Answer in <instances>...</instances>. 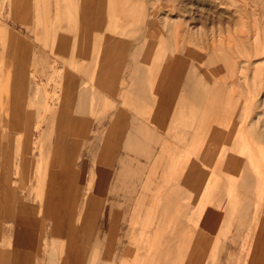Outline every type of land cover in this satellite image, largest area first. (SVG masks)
Wrapping results in <instances>:
<instances>
[{
    "label": "rangeland",
    "instance_id": "rangeland-1",
    "mask_svg": "<svg viewBox=\"0 0 264 264\" xmlns=\"http://www.w3.org/2000/svg\"><path fill=\"white\" fill-rule=\"evenodd\" d=\"M66 1L0 0V264H264V8Z\"/></svg>",
    "mask_w": 264,
    "mask_h": 264
},
{
    "label": "crops",
    "instance_id": "crops-1",
    "mask_svg": "<svg viewBox=\"0 0 264 264\" xmlns=\"http://www.w3.org/2000/svg\"><path fill=\"white\" fill-rule=\"evenodd\" d=\"M73 0H67L66 2L68 3V8H67V13H68V17H67V21H68V31L70 32V38L68 39L69 40V42L71 43V45H72V43L74 44V40H73V30H80V32L81 31H83V19H82V17L80 16V12L82 13V10L81 9H79V10H73V9H71V2H72ZM87 1H90V2H92L91 0H87ZM96 1V0H95ZM102 2V1H101ZM98 5V3H97V1H96V5H95V7ZM106 10V9H105ZM78 13L77 14V16L76 15H73L74 13ZM101 12V11H100ZM117 12H119V11H117ZM96 15V14H95ZM100 16V13H99V15H98V17ZM99 18H101V20H103V18L100 16ZM257 18H258V16H257ZM97 18H96V16L94 17V19H93V23H95V20H96ZM115 19L116 20H118V18L117 17H115ZM259 19H261V16H259ZM116 30H115V34H111L112 36H113V38H112V40H111V44H115V45H118L120 42L122 43V45H123V43H124V45H125V43H128L127 41H125V40H127V39H125V38H123V35L120 37V38H123L124 39V41H118V40H116V39H114V35H116V34H118V33H120L121 31H120V29H119V25H116V28H115ZM82 33V32H81ZM120 38H118V39H120ZM81 42L82 41H79L78 43L79 44H81ZM69 43V44H70ZM136 55L134 54V55H132V58L134 59V57H135ZM228 65H226V67H227ZM223 67H224V65H223ZM213 75V74H212ZM224 79V78H223ZM228 80V79H227ZM226 80V81H227ZM222 81V84L224 85V83H223V80H221ZM182 82V81H181ZM228 82V81H227ZM211 84L213 85L214 84V81H211ZM182 90H184V89H182ZM180 91H181V89H180ZM217 95V96H216ZM213 94V89L212 90H210L209 91V107H210V110H212L213 109V107L215 106V104L217 105L218 103H219V101L221 102V100H222V103L224 102V101H228L229 100V94L227 95V94H225V95H223L222 93L221 94ZM222 96V99H221V97L219 98V96ZM180 95H179V92L177 93V96L176 97H179ZM224 96H226L225 98H223ZM171 101V100H170ZM170 101H166L167 102V105H166V107H167V110L164 112V113H166V115H165V117H167V116H171L170 118L175 122V120H174V117L176 118L178 115L176 114V110H177V104H176V101H175V99H173V102H170ZM165 107V106H164ZM167 121H170L169 119L167 120ZM171 122V121H170ZM210 122L212 123V121H211V119H210ZM213 125V124H212ZM240 128L241 129H245L246 127H245V125H242V126H240ZM237 130H239L238 129V127H237ZM170 131L168 130L167 132H166V134L168 135V133H169ZM175 133H176V130L174 131ZM239 132V131H238ZM161 140L162 141H164L165 140V138H162L161 137ZM86 260V259H85ZM85 260H84V264H85Z\"/></svg>",
    "mask_w": 264,
    "mask_h": 264
},
{
    "label": "bare ground",
    "instance_id": "bare-ground-1",
    "mask_svg": "<svg viewBox=\"0 0 264 264\" xmlns=\"http://www.w3.org/2000/svg\"><path fill=\"white\" fill-rule=\"evenodd\" d=\"M252 1V0H251ZM260 1V2H259ZM240 4V3H239ZM251 8H245L246 15L251 19L255 18V16L263 15V8H264V0H253L249 2ZM261 4L263 6H261ZM245 5V4H244ZM238 10V9H237ZM237 13V12H236ZM256 20L259 18H255Z\"/></svg>",
    "mask_w": 264,
    "mask_h": 264
}]
</instances>
